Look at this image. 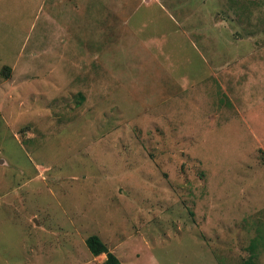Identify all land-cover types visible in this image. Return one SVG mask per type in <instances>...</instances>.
<instances>
[{
    "label": "rangeland",
    "instance_id": "rangeland-1",
    "mask_svg": "<svg viewBox=\"0 0 264 264\" xmlns=\"http://www.w3.org/2000/svg\"><path fill=\"white\" fill-rule=\"evenodd\" d=\"M91 236L264 264V0H0V264Z\"/></svg>",
    "mask_w": 264,
    "mask_h": 264
},
{
    "label": "trees",
    "instance_id": "trees-1",
    "mask_svg": "<svg viewBox=\"0 0 264 264\" xmlns=\"http://www.w3.org/2000/svg\"><path fill=\"white\" fill-rule=\"evenodd\" d=\"M86 245L92 256L97 257L102 254L106 255V260L102 264H121L97 236L89 237L86 240Z\"/></svg>",
    "mask_w": 264,
    "mask_h": 264
},
{
    "label": "crops",
    "instance_id": "crops-1",
    "mask_svg": "<svg viewBox=\"0 0 264 264\" xmlns=\"http://www.w3.org/2000/svg\"><path fill=\"white\" fill-rule=\"evenodd\" d=\"M133 246V244H129V248H134V247H132ZM112 251H114L113 253H112ZM109 252H111L113 255H115V250H111L110 249V251ZM98 258L99 257H104L105 258V260H106V255H104V254H102V255H100V256H97ZM97 257H95V258H97ZM115 257H116V255H115ZM119 261H120V263L122 264V262H121V260L118 258V257H116ZM104 259H103V261L100 263V264H102L104 261H105ZM149 261H150V259H149ZM152 261V260H151ZM153 262V261H152ZM152 262H149V264H152Z\"/></svg>",
    "mask_w": 264,
    "mask_h": 264
}]
</instances>
